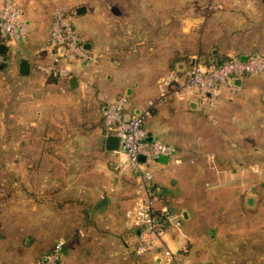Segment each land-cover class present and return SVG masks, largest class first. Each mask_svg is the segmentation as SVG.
Returning <instances> with one entry per match:
<instances>
[{"label": "rangeland", "instance_id": "rangeland-1", "mask_svg": "<svg viewBox=\"0 0 264 264\" xmlns=\"http://www.w3.org/2000/svg\"><path fill=\"white\" fill-rule=\"evenodd\" d=\"M34 3L44 4L49 9L44 14L28 15L36 18L41 27L50 21L52 11L66 9L82 40L94 39L108 56L126 58L117 71L116 68L102 70L105 73L99 88L112 96L127 83L133 88L129 99L138 106L158 95L156 79L164 72L159 63L166 59L167 66H172L180 58L179 46L184 53L182 58L186 59L188 53L185 52L199 41L205 20L225 5L223 0H34ZM81 5L85 6L86 13L74 15L75 7ZM243 78L240 89L223 91L213 100L209 112L216 122L207 116V107L190 110L184 104L186 100L171 99L156 101L144 119V126L166 143H193L199 144L202 152L213 150V146L233 135L235 117L243 116L245 109L255 111L254 104L259 105L258 111L264 107L261 98L264 70ZM13 85V79L0 72V264H35L59 238L64 239L65 244L54 264H110L102 261L104 255L99 252L102 245L111 244V239L97 238L94 229L97 213L87 214L91 215L93 225L82 220L86 216L82 207L94 201L93 190L79 189L80 177L85 178V175L74 173L73 167H78L83 158L79 160L78 153L69 154L68 142L63 141L67 133L79 131L77 126L75 129L71 126V123H79L76 107L71 108L69 98L62 94L55 110L43 109L39 117L28 115V120L34 122L22 128L15 117L18 110ZM220 98L229 103L228 109H216ZM90 110V120L92 123L94 120L93 126L100 131L103 126L99 124L98 115L93 108ZM21 129L25 141H19ZM79 129L86 128L80 126ZM221 130L227 132L222 134ZM255 139L259 147L255 156L258 157H249L244 164L257 162L262 176L249 169L246 173H233L231 167L239 157L222 154L217 157V164L226 170L224 174L197 169L188 161L169 163L163 169V174L175 176L177 182L171 186L163 182L160 193L173 210L188 212L187 218L181 216L180 229L200 250L199 255H188L190 259L209 262L206 249L211 241L215 240L218 250L224 247L223 238H216V230L226 229L229 219L241 224L247 219L264 217L261 159L264 140L259 136ZM229 144L215 148L232 153L233 147ZM125 169L131 171V166L126 163ZM242 182H245L244 189H241ZM253 182L257 185L255 192L249 187ZM255 197L263 202L255 203L251 200ZM251 240L255 244L240 257V263L264 264V241ZM219 252L218 256L222 257V250ZM129 254L130 260L126 258L117 264H154L149 254Z\"/></svg>", "mask_w": 264, "mask_h": 264}, {"label": "crops", "instance_id": "crops-1", "mask_svg": "<svg viewBox=\"0 0 264 264\" xmlns=\"http://www.w3.org/2000/svg\"><path fill=\"white\" fill-rule=\"evenodd\" d=\"M17 1L22 9L26 33L22 39L11 44L8 51L13 53L14 50L21 48L24 51V57L17 59L12 65H0V72L7 75V77H11L14 81L12 90L18 110L15 116L17 124L22 128L24 125L32 126L34 121L28 120L30 116L35 114L39 117L43 109L55 110L56 103L60 102L61 95H67L68 100H70L68 104L72 106L71 108L76 107L78 111L77 121L79 123H71V126L74 129L77 126L79 131L77 133H67L63 136V141L68 142L69 154L78 153L79 160L83 158V161L79 162L78 167H73L74 173L85 175V178L80 177L79 189L94 191L91 193L94 199L93 204L90 205L91 207L87 204L82 207L84 208L83 213L86 215L82 220L89 223L92 222V225L96 223L97 226L94 229H96L97 238L103 240L111 239L110 245L106 244L100 247L99 252L104 255L102 261L117 264L120 261L124 262L126 258L130 260L128 255L131 257L129 253H134L136 231L129 225L124 211L135 199V181L133 180L132 172L125 169L124 152L118 148H107V135L104 130L101 129L99 131L96 129L93 126L94 120L93 123L90 120L92 118L90 109L93 108L98 115L99 124L102 126V105L105 100H111L120 93H127L128 98L132 95L133 88L127 83H124L122 88L112 96H109L106 91L99 88L105 73L102 70H113L116 68L117 71L122 62L124 60L127 61V59L112 58L106 54L105 49L100 48L94 39L85 38L82 40L83 43L89 45L88 50L96 55L97 60L85 66L87 71L85 74L82 73L83 68L78 63L70 64L71 75L77 77V86L75 88H71L69 85L71 75L68 77L45 76L41 70L36 68L32 58L49 37L53 11L50 21L45 22L41 27L37 23L36 18L34 19L28 15L44 14L49 10L48 7L44 4H35L34 0ZM223 2L225 3L224 8L215 10L208 20H205L206 24L204 22L205 26L203 25L204 28L200 30L199 41L195 45L190 46V50L185 52V54L188 53L186 59L182 58L184 53L180 50L182 47L178 45L180 48L178 57L180 58L175 60L172 66H167L166 59L159 63V67L164 71L163 73H167L173 68H185L190 63V58L193 55L203 54L207 59L218 60L225 56H245L255 52H264V0H223ZM2 3L3 0H0V6ZM85 13L75 12L74 15L81 16ZM22 59H26L29 62V71L27 73L19 72V64ZM40 61L43 63L48 61L47 56H42ZM162 74L157 77V82ZM107 77H110V75L108 74ZM83 81L86 82V85L83 84ZM243 82L244 78H239L235 91L243 86ZM228 96L231 98V95ZM156 98L149 99L141 106L134 105L129 99V107L132 111H135L145 107ZM261 98L264 102V92H262ZM184 102L186 108L190 110H197L200 107L198 104H195V107L191 106V103H194V98ZM219 107L228 109L230 105L225 98H220L216 109ZM254 108L256 109L255 111L245 109L243 116L235 117V124L232 127L234 128L233 135L227 137L223 143L216 145H228L230 142L231 144L229 145L233 147L232 153H225V150L218 151L215 148L216 146H213V150L202 152L199 144L181 143L174 145L183 150L182 153L185 157L192 159L188 163L194 167L196 166L197 169H212L214 173H226V170L217 164V157L222 154L223 156L239 157L237 163H234L231 167L233 173H246L249 169L261 175L263 171L257 162L247 163L248 166L244 164L247 158L258 157L255 156V153L259 152V147L255 144L257 141L255 137L259 136V139L264 140V107H262L263 110L258 111L260 109L259 105L254 104ZM80 126L86 129L81 130L79 129ZM147 131L151 136L155 137L148 129ZM226 132V130L220 131L222 134ZM25 140H27L25 133L21 129L19 141ZM261 159L264 166V153L261 155ZM167 165H169L167 158L158 157L154 166V181L161 189L165 185L163 182L169 186L177 182L175 176L163 174V169ZM155 173H157L156 176ZM249 187L255 192L257 188L256 182L251 183ZM244 188L245 182H242L241 189ZM237 189L239 188L237 187ZM161 196L164 202L168 204L166 198L163 195ZM251 200H254L255 203L258 200L263 202V199L258 197L251 198ZM92 211L96 212L98 216L94 223L91 215L87 216ZM174 211L176 212V210ZM177 213H180L185 218L188 217L186 210ZM226 225H228L226 229L216 230V238L220 236L223 238L222 247H224L220 249L222 250V257L218 256L220 250L215 245V240L211 241L215 239L214 237L210 240L211 246L206 249L207 254L211 257L207 261L213 264H241L239 261L240 257L249 251V246L255 244L251 239L260 240L261 243L264 241V217L257 216L253 220L247 219L242 221L241 224H237L235 219H229ZM165 238L171 247H178L181 243L186 242L187 251L184 256L187 259H190L188 255L194 256L200 253V250L193 246L190 236L183 231L169 228ZM65 252H67L66 248ZM152 260L154 264H162L159 257H154Z\"/></svg>", "mask_w": 264, "mask_h": 264}, {"label": "built area", "instance_id": "built-area-1", "mask_svg": "<svg viewBox=\"0 0 264 264\" xmlns=\"http://www.w3.org/2000/svg\"><path fill=\"white\" fill-rule=\"evenodd\" d=\"M26 33V24L22 18V9L17 0H3L0 6V42L7 47L0 50V65H12L24 57L21 48L8 51L9 46ZM47 56L48 61H40ZM36 68L45 76L68 77L70 64L86 67L97 60L96 55L83 47V41L73 26L71 14L59 8L53 13L49 37L33 56ZM264 70V52H255L245 56H229L216 64L215 60L206 62L197 60L183 69L173 68L160 76L157 82L158 95L148 105L132 111L127 93H120L102 105V126L106 135H116L124 142L125 163L131 166L135 199L124 211L129 225L136 231L134 253L159 257L162 264H213L203 260H190L184 254L187 243L171 247L166 241L169 228L181 231V214L175 212L164 202L161 187L154 181V166L159 156H166L171 164L191 161L183 155V150L151 135L143 122L156 101L167 99L188 100L194 98L199 106L207 107V116L215 122L209 112L213 100L223 91L234 92L237 89L235 79L256 74ZM86 85V82L83 81ZM142 154L143 161L138 159ZM213 156V155H211ZM65 240L59 238L50 250L41 255L35 264H54L60 258Z\"/></svg>", "mask_w": 264, "mask_h": 264}, {"label": "water", "instance_id": "water-1", "mask_svg": "<svg viewBox=\"0 0 264 264\" xmlns=\"http://www.w3.org/2000/svg\"><path fill=\"white\" fill-rule=\"evenodd\" d=\"M86 8L85 6L81 5L75 8V12L76 13H82L85 12ZM83 47L88 49L89 45L87 43H83ZM6 46L4 45V43L0 42V50H5ZM197 60L201 61V62H206L207 61V57L205 55H193L190 58V64L195 63ZM177 69H181L180 67ZM29 71V62L26 59H22L20 61L19 64V72L20 73H27ZM239 79H235V83H238ZM69 85L71 88H75L77 86V77L75 75H71L69 78ZM195 104H197L196 100L194 99V103H191L192 107H195ZM151 139L153 138L152 136L150 137ZM106 142H107V148L109 149H117L120 148L121 150H124V142L120 141V139L113 134H109L106 136ZM160 158H166V156H159ZM138 159L140 161H143L145 159V156L140 154L138 156Z\"/></svg>", "mask_w": 264, "mask_h": 264}, {"label": "trees", "instance_id": "trees-1", "mask_svg": "<svg viewBox=\"0 0 264 264\" xmlns=\"http://www.w3.org/2000/svg\"><path fill=\"white\" fill-rule=\"evenodd\" d=\"M228 58H229L228 56L222 57V58H220V59H218V60H215V63H216V64H219V63L225 61V60L228 59Z\"/></svg>", "mask_w": 264, "mask_h": 264}]
</instances>
